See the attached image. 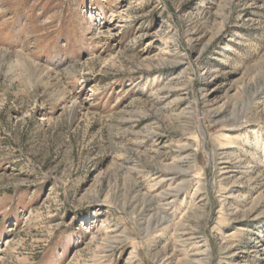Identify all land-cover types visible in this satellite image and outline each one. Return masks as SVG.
Returning <instances> with one entry per match:
<instances>
[{"label": "rangeland", "instance_id": "rangeland-1", "mask_svg": "<svg viewBox=\"0 0 264 264\" xmlns=\"http://www.w3.org/2000/svg\"><path fill=\"white\" fill-rule=\"evenodd\" d=\"M187 143L210 264H264V0H0V264L182 263L144 226Z\"/></svg>", "mask_w": 264, "mask_h": 264}, {"label": "bare ground", "instance_id": "bare-ground-1", "mask_svg": "<svg viewBox=\"0 0 264 264\" xmlns=\"http://www.w3.org/2000/svg\"><path fill=\"white\" fill-rule=\"evenodd\" d=\"M224 105H218L214 106V104L206 105L205 106V112L207 115H203L206 117H211L220 114L224 110ZM228 142V141H227ZM230 143V142H229ZM191 143H187L185 145L176 146L177 148H182L183 150L181 153L174 157L173 159L169 160L168 162H162L161 159L167 152H163L162 157L160 160L156 163L158 168H161L165 174H163V179H173L174 175L176 173H179L182 178L181 181L175 185L172 186L171 182L168 183L167 189L164 191H161V193L155 197L157 198L160 203L157 204V206H154L153 202L154 199H151L150 210L152 211V215L150 219L147 221L146 225L144 226V232L145 234H152L154 229L157 228H165L166 232L169 233V236L171 237L170 240L173 242L172 244V255L177 252V255L181 258L182 263H173V264H210L211 259V252L212 248L210 247L207 238H205L204 232H203V226L206 222V217L208 213L206 214V209L208 206V196L201 194L200 199L195 201V197L199 196L200 192L203 190L202 182L198 179L199 176H195L193 173L194 167H195V159H196V149L194 150L192 148ZM218 146V147H217ZM217 159L220 161L217 164H220L222 162H227L226 153H224L222 148L224 146L221 145H214ZM226 148V147H225ZM230 148V147H227ZM264 148V147H262ZM264 152V149L263 151ZM246 168V167H245ZM225 167H221L219 170V177L220 180L218 181L219 191L220 193H225L228 188L225 189L224 185H222V181L226 179L223 174H226ZM250 171H247L246 169L241 172L243 175H248ZM252 172V171H251ZM232 177V176H228ZM197 179V181H196ZM161 181V180H159ZM194 181V187L191 190L190 195V202H188L187 207L185 208L182 215L174 222V217L168 215L165 213V209L168 205H170L178 196L183 194H188L186 191V186L189 183ZM142 200H148L145 198L144 195H142ZM191 200L193 202H191ZM224 200H222L223 202ZM253 210V207H250L246 212L250 213ZM109 229L103 231L102 237H100V241L96 242L94 239L92 241L97 244L99 248L104 247H111L113 246L117 241L122 240L120 237L121 235L118 234H112L109 236ZM116 232V231H115ZM98 235V234H97ZM100 235V234H99ZM186 235V238L184 237ZM126 237V236H124ZM169 241V240H168ZM203 242L201 245H198L199 242ZM177 245H174V244ZM132 248L129 251V256H135L136 252V244H132ZM236 249V248H235ZM220 250L222 251V256L225 264H229V261H232L235 256L234 248L231 246H226L225 243H222L220 245ZM241 250V249H240ZM167 252H157L155 256V260L165 262L168 261L170 257L166 256ZM169 255V253H167ZM236 263V262H235ZM136 264H142L140 261H138ZM172 264V263H171Z\"/></svg>", "mask_w": 264, "mask_h": 264}]
</instances>
